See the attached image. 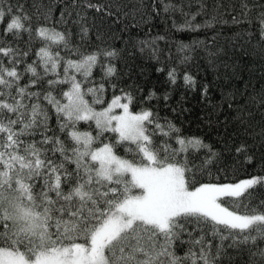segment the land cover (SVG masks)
Here are the masks:
<instances>
[{
	"label": "snow or ice",
	"instance_id": "snow-or-ice-1",
	"mask_svg": "<svg viewBox=\"0 0 264 264\" xmlns=\"http://www.w3.org/2000/svg\"><path fill=\"white\" fill-rule=\"evenodd\" d=\"M160 9L179 61L204 59L212 78L178 83L172 67L162 91H117L127 48L155 41L91 48L89 10L136 29ZM249 48L264 61V0H0V264H264V199L244 212L220 199L264 188V174L229 179L264 173V85L237 72ZM189 93L219 143L185 129Z\"/></svg>",
	"mask_w": 264,
	"mask_h": 264
},
{
	"label": "trees",
	"instance_id": "trees-1",
	"mask_svg": "<svg viewBox=\"0 0 264 264\" xmlns=\"http://www.w3.org/2000/svg\"><path fill=\"white\" fill-rule=\"evenodd\" d=\"M93 2H99L103 4L107 3V0H93ZM144 2L146 4L152 3L155 10V4L160 3L161 0H144ZM176 2H178V0H176ZM187 2L188 0H185V3ZM220 2L221 0H217V3ZM222 2L228 5H239L241 0H222ZM197 3L198 0H192L193 10L195 9ZM176 19L178 22L180 21L178 16ZM113 21L114 18H108L107 16H103L101 13L89 10L88 23L90 26H92V40L95 41V43L91 45V48H95L96 44H100L101 46L111 45L116 49H123L125 47L124 41L127 40L129 33H133L135 35L136 41H155L154 45L152 46L145 47L143 45H137L135 48H127V51L124 53L123 61L118 64L120 79L116 81L118 84L117 91L119 90V87H126L127 90H133L127 88V86L136 84L145 88L154 86L157 90L162 91V82L166 77L167 70L172 67H175L181 74V80L178 81V83H182V75L185 71L195 76L198 80L202 79L205 75L208 76V79L212 78L211 69L208 67L204 59L197 57L188 64H183L179 61L178 58L182 54L177 52L175 43L173 41V17L164 13L162 9L159 10L158 16L153 17L150 25H142L140 28L136 29L131 27L125 29L124 22ZM97 31L104 38L103 44H101L100 41H96ZM188 35H192L193 38H195L193 34H175L176 37ZM157 36L165 37V39L156 40L155 38ZM202 38L203 37H200V39ZM183 42L187 44L190 43L191 40L185 38ZM141 47L144 48L143 52L140 51ZM153 47L161 50L159 61L154 59L152 56ZM157 68H163L165 71L157 72ZM221 71H223L222 66ZM237 72L238 74H242L244 79L250 82V91H252L254 88L259 89L262 85H264V61H262L259 55L256 54V52H254L251 48H249V55L246 60H241L239 62ZM93 77L99 81V67L93 69ZM182 92L183 89L180 88L173 94V100L171 103L174 106L177 104V101L180 100V94ZM111 94L112 90L109 88L106 93V98H110ZM86 98L91 101L90 96ZM184 106L190 109L189 112H185L182 116L185 129H187L188 132L200 133L202 136L206 137L205 142L207 143H219L220 137H218L215 133H211V129L206 125L199 123L198 115L201 114L202 109L192 93L188 94L187 102L184 104ZM96 107L99 109L101 106L96 105ZM164 111H167V109H164ZM168 115L169 118H171L172 114L170 112ZM86 128L87 125H84L82 122L81 130H85ZM230 131L231 126H229L227 130L223 126H219L221 137ZM209 133H211V135H209ZM259 149V141H251L250 151H254L255 159L257 161L260 159L261 155ZM257 174H264L261 173L259 165L256 167L248 166L246 170L241 169L238 171L235 176L230 175L229 179L236 180L238 182L239 179H247L251 175ZM220 199L223 205L228 207L229 210L244 212L247 210V205L259 203L262 199H264V188L257 186L254 189H250L240 197H221Z\"/></svg>",
	"mask_w": 264,
	"mask_h": 264
},
{
	"label": "rangeland",
	"instance_id": "rangeland-1",
	"mask_svg": "<svg viewBox=\"0 0 264 264\" xmlns=\"http://www.w3.org/2000/svg\"><path fill=\"white\" fill-rule=\"evenodd\" d=\"M224 206V205H223Z\"/></svg>",
	"mask_w": 264,
	"mask_h": 264
}]
</instances>
